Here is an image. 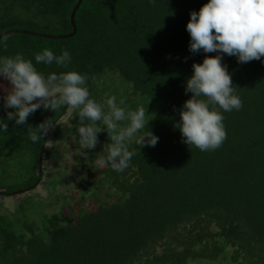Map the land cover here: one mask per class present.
<instances>
[{
    "label": "trees",
    "instance_id": "obj_1",
    "mask_svg": "<svg viewBox=\"0 0 264 264\" xmlns=\"http://www.w3.org/2000/svg\"><path fill=\"white\" fill-rule=\"evenodd\" d=\"M79 1L0 0V57L21 54L45 77L87 76L96 102L115 96L126 109L143 106L159 140L143 147L139 134L133 137L130 166L117 172L96 163L107 155L106 131L83 156L76 110L41 107L16 125L0 99L8 124L0 131V167L16 161L31 168L22 183L6 184L0 174V264H264V57L241 64L223 55L243 107L219 110L227 139L202 152L182 142L175 124L192 96L185 92L192 65L219 54L189 51L190 13L209 0H82L72 35ZM45 48L56 56L68 51L67 67L37 63ZM47 119L57 125L45 139L40 170L43 138L34 143L28 132ZM49 137L54 144L46 149ZM45 160L55 167H44ZM46 173L55 177L44 181ZM43 182V196L28 194ZM18 192L23 203L8 205Z\"/></svg>",
    "mask_w": 264,
    "mask_h": 264
},
{
    "label": "clouds",
    "instance_id": "obj_2",
    "mask_svg": "<svg viewBox=\"0 0 264 264\" xmlns=\"http://www.w3.org/2000/svg\"><path fill=\"white\" fill-rule=\"evenodd\" d=\"M186 30L191 37L190 52L219 54L206 56L202 64L192 65L193 75L187 79L185 88L186 94L192 96L179 109L180 120L175 128L190 148L215 151L227 139L224 116L219 110L231 112L243 107L242 100L234 94L227 66L222 63L223 55L234 56L241 64L264 57V0H209L199 12L190 13ZM70 60L66 50L56 56L45 48L35 56L37 63L45 65L55 62L67 67ZM0 79L8 82L7 87L0 84L4 91L3 108L14 109L7 112V119L15 120L16 125H25L29 116L41 107L54 112L63 107L74 109L79 118L78 141L86 159V150L95 149L100 143L98 134L106 131L110 143L104 145L103 151L107 155L96 159L101 167L110 165L117 172L128 168L135 152L129 150L127 142L138 134L137 143L143 147H155L158 143L159 137L147 129L149 122L146 123L143 106L126 109L121 106L125 101L117 104L115 96L103 104L96 102L86 87L87 76L76 71L45 77L31 60L16 54L0 57ZM56 125L55 120L47 119L35 128L29 126L28 135L35 143ZM0 131H8V124L2 119Z\"/></svg>",
    "mask_w": 264,
    "mask_h": 264
},
{
    "label": "rangeland",
    "instance_id": "obj_3",
    "mask_svg": "<svg viewBox=\"0 0 264 264\" xmlns=\"http://www.w3.org/2000/svg\"><path fill=\"white\" fill-rule=\"evenodd\" d=\"M2 97H3V95L0 96V99L3 101ZM2 110H5L3 108V106H2ZM5 111H14V109H7ZM70 112H71V108H69L67 113H70ZM52 144H54V142L52 141V138L49 137V142H48V145L46 146V149H49V147ZM55 144L59 146L60 142L57 141V142H55ZM65 158H64L65 160H63V162L61 161V166L59 168H57V170H56V172L59 173L60 175H63L64 172L67 173L65 170L66 162L70 160L71 156L67 155V156H65ZM70 162H68V163H70ZM13 163L14 164H11V166H8L6 168H4L3 166L0 167V174H1V177L3 178V180H5L4 183L13 184V182H14L13 180L16 181V179L19 181V182L17 181L18 183H22L26 179H29V171L31 168L22 164V163H17L16 161H13ZM52 166H53V168L55 167V162L52 161V163H50L49 161L45 160L44 167L51 169ZM48 174H50L49 176L50 177L52 176V178L55 177V173H46V176L43 177L44 181H45ZM60 177H62V176H60ZM17 182H14V183H17ZM45 186H46V184H45V182H43L42 186H37L34 191L33 190L29 191L28 194H33V195H36L39 197L43 196L47 192V191H45ZM60 188H62V187H58L57 190H59ZM22 194L23 195L22 196L20 195V197L23 199L26 195H25V193H22ZM5 200L8 203V205L12 204V202H13L12 198H6ZM12 208L14 209V206H12Z\"/></svg>",
    "mask_w": 264,
    "mask_h": 264
},
{
    "label": "water",
    "instance_id": "obj_4",
    "mask_svg": "<svg viewBox=\"0 0 264 264\" xmlns=\"http://www.w3.org/2000/svg\"><path fill=\"white\" fill-rule=\"evenodd\" d=\"M82 0L79 1L78 5L76 6V8L74 9V13L72 14V25H73V28H74V32L72 33V35L76 34L77 32V28H76V24H75V13H76V9L79 7V5L81 4ZM67 109V107H64L63 109V112H65ZM49 134V132H48ZM48 134L44 137L43 139V145L41 147V152H40V157H39V161H40V170H41V167H42V160H43V157H44V152H45V139L46 137L48 136ZM41 178L42 176L40 175V179L38 180L37 184H39V182L41 181ZM20 192L18 193H11L10 195L14 198V200L17 202V203H23V199L19 196Z\"/></svg>",
    "mask_w": 264,
    "mask_h": 264
},
{
    "label": "flooded vegetation",
    "instance_id": "obj_5",
    "mask_svg": "<svg viewBox=\"0 0 264 264\" xmlns=\"http://www.w3.org/2000/svg\"><path fill=\"white\" fill-rule=\"evenodd\" d=\"M0 118H1V116H0ZM3 118V117H2ZM12 199H14L13 197H12Z\"/></svg>",
    "mask_w": 264,
    "mask_h": 264
}]
</instances>
